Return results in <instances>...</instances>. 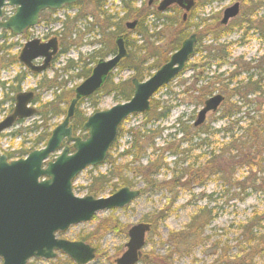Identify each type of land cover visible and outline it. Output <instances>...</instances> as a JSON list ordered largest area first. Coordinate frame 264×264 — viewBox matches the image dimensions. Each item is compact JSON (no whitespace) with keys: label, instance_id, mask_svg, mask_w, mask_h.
Returning a JSON list of instances; mask_svg holds the SVG:
<instances>
[{"label":"rangeland","instance_id":"1","mask_svg":"<svg viewBox=\"0 0 264 264\" xmlns=\"http://www.w3.org/2000/svg\"><path fill=\"white\" fill-rule=\"evenodd\" d=\"M149 1L150 0H138L136 6L142 7L145 5L146 7L153 6L155 9L158 8L160 0H157L155 5L153 3L149 4ZM253 1L255 0H250L249 2ZM236 2L240 3V14L238 16L240 19L242 18L241 13L248 14L251 10L250 4L245 3L243 0H211L208 5H197L196 3L197 6L195 5L194 10L190 11L193 15L195 14V17L189 20L191 21V25L187 27V31H189V35L192 33L197 34V44L200 48L213 47L216 45V43L213 42L212 35H206L205 32H203L206 31L205 25H211V27L214 28L227 26V24L224 25L221 23L224 10ZM172 6L178 7L176 4L169 6L163 12L164 15L176 14L175 10H169ZM4 9L8 16L15 11L14 6H7ZM105 9H107L108 14L113 17L123 14V4L119 0H109ZM76 12L77 8L64 7L56 11V14H54L52 18L47 15L45 20H40L36 26L28 30L27 36L13 35L11 32H6L4 39L0 40V79L6 82L5 88L0 85V101H2L5 94L9 95L10 93L12 96L17 93L10 92L11 90L8 89V86H17V82H14V77L18 74H22L24 79L20 83L19 91L35 90L37 98L35 107L38 109L42 104L52 101L55 94H62L70 89H74L83 81L82 78L77 76L78 69L71 70L66 68L69 60L75 62L82 60L80 64L87 62L89 67H93L98 59L106 58L100 57V53L104 52L106 49L105 41L108 39V37L104 39L100 31L104 28V23L100 25L98 21H95L91 17L85 19V14H82V16H79L77 19H73L77 16ZM183 12L184 11L181 9L180 13L183 14ZM256 13L258 15L257 17H264V7L259 6V8L256 9ZM55 17H57L56 21L47 20ZM201 20L203 21L198 27ZM66 21L69 34L63 40L61 32L63 22ZM130 21L132 22L133 20ZM230 21L228 25L231 23ZM239 21L240 20H237L229 26L231 27V25ZM166 23L167 22H165L163 18L159 19L154 14H150L146 18L145 25L148 28V32L152 34L151 41H153L154 44L165 47L170 42L171 36L168 34L169 27H166ZM100 26L102 27L101 29ZM254 30L255 29L250 30L245 42H241V37L244 33L241 29L233 27L225 31L219 42L229 44L227 50L231 51L232 55L218 72L222 70L231 72L235 69L237 63L256 59L262 54L264 38H261ZM109 31L110 30H106V33L108 34ZM158 33H160L159 38L158 35H156ZM52 37H57L59 40V47L61 43H63L66 51L55 56L50 67L43 73L38 74L29 71L19 63L18 59H16L17 62L9 64L11 61L10 55L17 56L27 41L34 38L47 41ZM133 38L136 40L140 39L137 35H133ZM137 43L139 44L140 42ZM7 47H11V49H7ZM200 57L201 53H196L189 60L186 68L154 95V99L157 103L164 107H170L166 119L157 122L148 117L145 118V113H139L125 120L122 124L123 130L110 151L112 158L116 159L117 164H122V166L129 164L130 167H136L139 162L145 164L150 154H152L150 145L154 143L155 147L161 148L166 146L169 142L172 143L174 139L178 140L183 138L182 133L178 132L174 127L179 117L182 118V121L194 125L197 120L198 112L203 106L202 103L199 104L198 92H196V88L193 87L196 85L194 82L197 79L196 74L199 68H194L192 65L198 64ZM42 61V58H38L35 63L41 64ZM216 69V64L213 63L205 80H208V77L211 76ZM45 77L46 80H44ZM133 77L134 72L128 68H118L114 72L115 82L132 79ZM242 77L243 76H241V78ZM53 79H55V82H48ZM205 82L206 81H201L197 86L203 83L205 84ZM232 85L233 84H231L230 87ZM120 97L121 94L119 95L117 91L109 92L101 90L91 99L87 98L83 100L81 104H78L77 109L90 115L120 103ZM235 99V97L232 98V100ZM69 104L70 101L68 104L63 105V107L67 110ZM13 106L14 102L0 103V121L10 113V109ZM212 114L208 115L204 125L209 124L216 128L221 127L224 121L219 119L213 121L211 119ZM64 117L65 115L53 117L49 121V125H51L50 128L52 129L61 123ZM34 122H37L39 125L42 121L36 115L24 119L22 122L4 130L0 134V155H7L9 152H14L10 160L21 158V148L28 147L30 141L38 134L37 129H35V131L33 130L34 125H37L34 124ZM157 127H161L162 132H156L154 136L150 138L153 131L157 130ZM78 132L83 135L81 131ZM135 135L139 136L137 142L135 140ZM218 138L222 137L218 136ZM222 140L223 139L220 141ZM174 143L172 150H165L162 154L168 166H163L160 175L155 177V179L161 181V184L165 182L164 186L152 189L148 188L142 192L131 205L113 211V215L119 218L121 223L126 226V229L122 233L110 232L92 235L91 239L87 242L97 248V255L96 258L88 264H115L114 259L117 258L124 249L123 245L127 240V229L143 221L144 218L151 217L155 219L154 217L158 212L160 213L163 211L164 207L170 209V212L166 219L159 222L157 228L152 230L148 235L147 245L144 248V253L149 255L146 259L147 262L141 259L137 264H264V255L262 256L264 252V191L249 193L247 197H243V194H240L239 197H235L232 196V193H223L220 182L213 179L212 176L208 177L203 185L193 184L194 182L190 181L179 182L177 180L175 182L177 183L176 185L174 183L175 180L171 178L172 169L175 165L174 161L178 160L180 165L185 157L181 156L178 159L171 154L172 151L178 150V141ZM135 145L139 146L140 150H138ZM179 149L182 150L183 148L180 147ZM128 150L132 151L133 154L127 153ZM190 152V160L194 163L196 156L199 155L201 151L195 149L189 151V153ZM202 152L205 153V150ZM137 153L141 155L145 153L142 160H137ZM54 155L57 156L58 153ZM204 157H206L205 154L203 155V158ZM203 158H200L199 163H204L205 160H203ZM111 166V162L104 161L98 166L89 167L82 171L74 183L75 194L77 196H85L88 194V186L92 181V176L98 173H107L111 169ZM177 171H180V167L177 168ZM123 178L133 179L135 187L143 188L145 186L142 179L139 176H135V173L133 174L130 170L123 169ZM177 179L179 178L177 177ZM113 184H118L116 187L118 189L122 184V180L120 181V178L114 176V179L111 180L107 189L98 196L106 197L110 195L113 191ZM206 195H211V198L206 197ZM204 206L212 209L211 221L205 225L202 236H198L197 238H195V236H192V238H185L187 233L182 231H186V226L190 222L192 215L195 214L200 207ZM110 212L111 211L99 212L91 221L73 225L68 230L59 233V236L69 240L80 239V236L93 232L97 224L100 223V220L95 219L96 217L104 219L111 214ZM254 213H259L262 220L258 218L261 224L259 227L257 225L253 228V235L256 236L255 239H253L251 233H249L250 227L246 228V230H243L242 227V225H248ZM117 251L118 254H116ZM66 259L74 263V261L64 253H58L55 259L46 260L33 258L29 261V264H65Z\"/></svg>","mask_w":264,"mask_h":264},{"label":"trees","instance_id":"2","mask_svg":"<svg viewBox=\"0 0 264 264\" xmlns=\"http://www.w3.org/2000/svg\"><path fill=\"white\" fill-rule=\"evenodd\" d=\"M108 1L109 0H78L76 3L67 5L66 7L77 8V16L73 19H77L79 16H82V14H85V19L91 17L95 21H98L100 25L104 23V28L100 26V29L102 28L100 31L104 39L105 37H108V39L105 41L106 49L104 52L100 53V57H107L114 54L117 50L115 39L118 35H123L125 45L129 52V57L124 59L118 68H128L129 70H132L134 72V77H137L140 80L149 78L154 71L169 59L170 54L180 47L182 41L189 36V31H187V27L191 25V21L189 20H192L195 17V14L193 15L189 12L190 15L188 13L189 16L184 20L183 14L180 13L181 9L179 7L176 8V6L169 8V10H175V15H164L163 12H159L157 9L153 8V6L146 7L144 5L142 7H137L136 2L138 0H119L123 4V14L113 17L110 16L107 9H105ZM153 1V4L155 5L157 0ZM243 1L250 4L251 10L248 14L241 13L242 18L239 19V17H236L231 21V23H234L237 20H240L239 22L231 25V27L229 26L230 23L229 25L221 26L220 28L205 25L206 31L203 32H205L206 35H212L213 42H215L216 45L213 47L200 48L197 44L195 54L199 52L201 53V57L198 64L192 65L194 68H199L196 74L197 79L194 82L196 85L193 86L196 88L195 91L198 92L197 96L199 98V104H203L205 100L215 92H221L225 95V101L222 106L217 113H213L211 116L213 121H216L217 119L223 120L224 124L218 128L209 124H203L196 127L193 124H188L182 121V118L179 117L174 127L178 132L182 133L183 138L178 140L174 139L172 143L169 142V145L167 144L161 148L155 147L153 143L150 145L152 154H150L147 162L145 164L139 162L136 167H130L129 164L125 166L117 164L116 159L112 158L110 152L105 161L111 162V169L107 173H98L92 176V181L88 186V194L97 197L107 189L111 180L114 179V176L120 178V181L122 180V184L119 188L123 186L135 187L133 179L123 178V169L132 171L133 174L135 173V176H139L142 179L145 184L141 189L142 192L148 188L163 187L165 182L161 184V181H158L155 177L160 175L163 166H168L165 159L162 157V154L165 150H172L173 145L175 144L174 142L177 141L179 143L177 147L178 150L172 151L171 154L178 159L181 156H184L185 158L180 165L178 160L174 161L175 165L172 169L171 176V178L175 180L174 183L177 180L179 182L190 181L194 182L193 184L203 185L204 181L212 176L213 179L220 182L221 187L223 188V193H232V196L235 197H239L240 194H243V197H247L249 193L264 191V47L262 54L256 59L237 63L235 69L231 72H225V70L218 72L221 67L226 64L227 59L232 55L231 51L227 50L229 44L219 42L226 30L236 27L241 29L242 32L244 31L241 37V42H245L246 37L252 29H255L254 31L258 33L261 38H264V17L259 18L256 13V9L259 8V6L264 7V0H255L253 2H249L250 0ZM210 2L211 0H197V5H208ZM54 14H56V10H46L41 14L40 20H45L47 15L52 18ZM150 14H154L159 19L163 18L165 22H167L166 27H169L168 34L171 36V39L165 47L156 45L151 41L152 34L148 32V28L145 25V20ZM47 20L56 21L57 17L53 19L49 18ZM130 20H137L136 27L133 30H129L126 27V22ZM202 21L203 20L200 21L198 27L201 25ZM66 23L67 21L63 22L61 32L63 40L69 34ZM104 29L110 30L109 33L107 34ZM27 34L28 30L25 31L24 35L27 36ZM133 35L139 36L140 39L136 40L133 38ZM156 35H158L159 38L160 33ZM137 42L140 43L138 44ZM9 48L11 49V47H7V49ZM65 51V45L61 43L59 54L64 53ZM10 56L11 61L9 64L17 62L16 55ZM81 62L82 60L76 62L69 60L66 68L71 70L78 69L77 76L84 79L90 75L92 67H89L87 62L80 64ZM213 63L216 64L217 69L208 77V80H205ZM241 76L243 77L241 78ZM23 79L24 76L22 74H18L14 77V82H17V86L9 85L8 89L11 90L10 92H18L20 83ZM44 80H46V77ZM201 81L206 82L205 84L203 83L197 86ZM48 82L53 83L55 82V79ZM231 84L233 85L230 87ZM0 85L5 88L6 82L1 81L0 79ZM102 90L109 92L117 91L119 95L121 94L120 102L129 100L133 94L131 79L115 82L114 73L109 76ZM99 92L90 96L89 99L96 96ZM72 95L73 89L62 94H55L52 101L38 107L36 115L42 122L39 125L37 122H34V124L37 125H34L33 127L34 131L37 129L38 134L32 141H30L28 147L21 148V156H25L30 151L46 144L53 129L50 128L51 125H49V121L53 117L65 115L66 109L63 105L68 104ZM14 96L15 95L11 96L10 93L9 95L5 94L0 103L14 102ZM233 97L236 99L232 100ZM81 102H83V100ZM169 111L170 107L161 106L153 97L151 99V109L145 113V118L148 117L149 119L158 122L166 119ZM87 117V113L83 111L81 112L77 109L72 120L74 134H77L78 131L83 133V123ZM20 122L22 121H19L18 123ZM156 129L157 130L153 131L150 138H152L156 132H162L161 127H157ZM122 130L123 128L121 126L119 128L118 136L121 134ZM83 136H85V134ZM218 136L222 138H218ZM138 139L139 136L135 135L136 142ZM221 139L223 140L220 141ZM135 147L140 150L139 146L135 145ZM180 147L183 149L180 150ZM195 149L200 150L201 152L196 156L195 162L192 163L190 160L191 155H189L191 152L189 153V151ZM203 150H205V153L202 152ZM127 153L133 154V152L129 150ZM204 154L206 157L203 158ZM7 155L9 158H12L14 152H9ZM143 155L137 153V160H142ZM200 158L205 160L204 163H199ZM179 167L180 171H177V168ZM177 177L179 179H177ZM175 184L177 185V183ZM117 186L118 184H113V191L111 193L116 191ZM206 197L211 198V195H206ZM163 209L164 210L160 213L158 212L154 217L155 219H152L151 217L144 218L145 221L153 224L152 230L157 228L158 223L165 220L168 216L170 209H167L166 207ZM110 213L111 214L104 219L96 217L95 219L100 220V223L97 224L93 232L80 236V239L89 241L94 234L124 232L126 226L121 223L118 217L113 215V211ZM211 213L212 209H209L207 206L200 207L199 210L192 215L190 222L186 226V231H182L187 233L185 238H192V236L197 238L198 236H202L205 225L211 221ZM258 218L261 220L259 213H254L249 220L248 225H242L243 230L250 227L249 233H251L253 239L256 238V236L253 235V228L257 225L259 227L261 224ZM99 250L101 251L100 248ZM116 254H118V251ZM263 255L264 252L262 253V256ZM142 261L147 262L144 258ZM67 263L74 264L66 259L65 264Z\"/></svg>","mask_w":264,"mask_h":264},{"label":"water","instance_id":"3","mask_svg":"<svg viewBox=\"0 0 264 264\" xmlns=\"http://www.w3.org/2000/svg\"><path fill=\"white\" fill-rule=\"evenodd\" d=\"M78 0H0V30L21 35L39 23L42 12L61 10ZM153 0H150V3ZM183 8L184 18L195 5V0H161L159 11L171 5ZM14 6L15 12L2 20L4 7ZM240 4L236 2L224 10L222 24L236 17ZM137 20L127 23L134 29ZM5 32H0V40ZM196 33H192L147 80L133 77L132 97L111 108L88 116L83 125L87 137L73 134L71 120L78 103L100 90L110 74L129 53L123 35L115 39L117 51L112 56L101 58L90 75L74 89L67 113L51 133L46 145L31 151L25 158L8 161L0 155V259L2 264H28L31 258L54 259L59 252L67 255L75 264H88L97 254V248L83 240H69L58 236L71 226L86 223L102 211L120 209L137 199L141 190L124 186L106 197L93 195L77 196L73 184L86 168L102 164L117 139L119 127L134 114L151 109V98L165 85L177 77L195 53ZM59 40L47 41L34 38L26 42L19 60L35 72L47 70L59 52ZM43 58L41 64L34 61ZM33 91H21L15 96L13 111L0 121V133L12 127L17 120L35 116ZM224 101L222 94L208 98L198 113L195 125L203 124L210 112L216 111ZM64 141L66 144L63 146ZM60 154L50 159L55 152ZM152 224L139 222L128 229L124 252L115 259L116 264H136L146 246V236Z\"/></svg>","mask_w":264,"mask_h":264},{"label":"flooded vegetation","instance_id":"4","mask_svg":"<svg viewBox=\"0 0 264 264\" xmlns=\"http://www.w3.org/2000/svg\"><path fill=\"white\" fill-rule=\"evenodd\" d=\"M4 36H5V35H4ZM19 63H20V61H19ZM33 91L35 92V90H33ZM35 97H36V94H35ZM10 111H11V110H10ZM12 111H13V110H12ZM12 111H11V112H12ZM11 112H10V113H11ZM10 113H9V114H10Z\"/></svg>","mask_w":264,"mask_h":264}]
</instances>
